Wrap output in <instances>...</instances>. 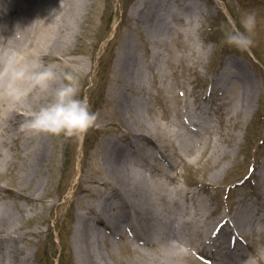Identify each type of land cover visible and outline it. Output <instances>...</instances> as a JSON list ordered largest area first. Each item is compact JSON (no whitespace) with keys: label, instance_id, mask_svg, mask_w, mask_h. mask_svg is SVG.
I'll return each mask as SVG.
<instances>
[{"label":"rangeland","instance_id":"1","mask_svg":"<svg viewBox=\"0 0 264 264\" xmlns=\"http://www.w3.org/2000/svg\"><path fill=\"white\" fill-rule=\"evenodd\" d=\"M137 1L88 0L78 33L69 45L76 54L65 51L70 67L60 62L55 66L61 75L72 71L79 76V95L97 113L94 124L99 129L88 135L89 127L74 136L44 132L47 148L39 165L42 184L34 190L32 180L23 189L35 199L17 200L8 191L0 193V204L6 202L16 214L14 224L28 231L20 243L30 254V264H40V256L43 264H87L76 245L82 214L90 218L107 264H149L144 253L155 247L145 244L142 232L119 235L110 230L112 218L128 212L104 183L110 178L105 160L110 141L137 154L140 168L152 171L157 178L163 177L159 173L163 169L176 171L180 182L195 196L208 199L213 216H229L243 206L254 212V218L264 219V0H195L204 9L200 20L190 19L185 29L173 15L165 13V20L174 29L164 34L149 30L143 23V15L134 8ZM107 3L108 16H104ZM181 10L188 15L187 10ZM247 12L256 14L257 23L252 45L241 50L230 46L225 36L229 31L245 30L241 17ZM128 49L141 63L135 76L123 67V53ZM225 64L232 71L229 74L245 73L257 83L253 105L244 112H235L234 96L247 83L240 77H219ZM174 90L183 94L178 96ZM53 93L26 110L39 108ZM191 113L192 130L212 141L200 159H194L198 150L195 135L191 134L194 144L187 149L173 133V129L184 130L179 120ZM139 118L158 120L159 126L150 129ZM11 146V164L0 172V183L20 189L13 170L21 172L30 154L25 153L21 141ZM222 152H227L221 154L226 156L224 160ZM215 161L222 162L224 169L215 167ZM137 226L143 231L142 223L137 221ZM260 228L248 226L238 236L252 264H264V227ZM230 237L221 239L228 245ZM39 243L46 246L45 253L41 246V255ZM223 247V243L219 247L205 243L180 263L219 264L217 257L221 250H227Z\"/></svg>","mask_w":264,"mask_h":264},{"label":"bare ground","instance_id":"2","mask_svg":"<svg viewBox=\"0 0 264 264\" xmlns=\"http://www.w3.org/2000/svg\"><path fill=\"white\" fill-rule=\"evenodd\" d=\"M181 1L184 0H138L134 8L139 16L143 15V23L149 27V30L164 34L174 29L170 22L165 20L167 17L165 13L173 15L179 23L185 25V29L190 19L198 22L204 15V9L195 0ZM87 4L88 0H0V51L12 49L23 60L39 56L45 63H54L57 66L60 62L69 64L66 66L70 67L71 61L67 60L65 51L76 54V49H70L69 45L78 33L79 18L84 14V7ZM108 5L109 3L104 16H108ZM181 9L187 10L188 15L186 16L185 11ZM199 56L201 57L202 53H199ZM140 65L139 57L135 52L128 49L123 53V67L128 72L130 70L131 75H137ZM227 68L228 65L225 64L219 77L228 76L232 79L240 77L247 83L234 96L235 112H244L253 105L257 83L245 73L229 74L232 71ZM7 79L4 66L0 63V172L11 164L8 153L14 141H21L25 153L30 154V160L21 172L13 170L21 188L0 183V193L8 191L17 200L21 197L34 200L35 197L23 189L32 180H35L34 190L42 184L44 176L39 165L45 159L47 141L44 132L30 134L20 125L28 119L29 111L26 109L34 108L36 104L47 99L53 93L57 82L47 92L34 89L22 101H14L4 93ZM172 92L178 96L183 94L181 90ZM192 115L193 113L188 115L190 119L184 115L179 120L184 130L173 129V133L180 139L182 148L187 149L192 148L194 144L191 134L195 135L198 150L195 152L194 159H200L210 148L212 141L208 136H202L199 130H192L190 127V125L193 126ZM139 119L147 123L150 129L159 126L158 120L147 122L144 118ZM97 129L99 128L93 123L88 130L89 133L86 132V134H93ZM32 143L34 148H31ZM106 148L105 160L110 171V178L104 183L111 187V192L113 191L120 198L128 210L121 214L117 213L112 218L113 229L110 230L119 235H124L128 231L135 232V235L142 232L145 244L155 247L147 248L149 251L144 253L148 256L149 264H182L180 263L182 258L195 255L203 244L217 245V236L220 238L231 235L235 239L243 231H247L248 226L252 228L253 225H258L260 229L264 227V219L254 218V212L243 206L237 207L229 216L219 214L213 216L211 212L209 213L211 205L208 199L199 195L195 196L180 182L176 171L163 169L159 172L163 177L157 178L152 171L140 168L139 156L126 151L125 146L122 147L110 141L106 144ZM32 150L34 153L31 155ZM226 153L222 152L220 155ZM225 157L221 155L222 160ZM214 164L215 167L224 169L222 162L215 161ZM217 177V175L213 176V178ZM261 180L264 183V171L261 173ZM167 181H172L175 185L171 186ZM161 200H164L162 204L159 202ZM21 209L22 207L19 211ZM69 213L71 215L74 213L73 207H70ZM15 216L16 214L6 202L0 204L1 263L30 264V254L20 243L28 231L18 229L14 224ZM79 220L76 245L78 251H81V259L86 260L87 264H107L98 245L99 237L95 235L90 224V218L82 214ZM136 220L142 223L143 231L138 228ZM41 246L44 247L43 252ZM38 251L40 255L41 252L45 253L46 246L40 244ZM46 255L49 258L48 252ZM222 260L225 264H252L248 253L243 252L240 247L237 250L229 246L222 255Z\"/></svg>","mask_w":264,"mask_h":264},{"label":"clouds","instance_id":"3","mask_svg":"<svg viewBox=\"0 0 264 264\" xmlns=\"http://www.w3.org/2000/svg\"><path fill=\"white\" fill-rule=\"evenodd\" d=\"M241 23L245 30L229 31L225 40L230 46L245 50L253 43L256 14L245 13ZM0 63L8 77L4 93L14 101H22L34 89L47 92L60 81L51 100L27 113L28 119L20 125L22 129L32 134L74 136L84 133L96 120L97 113L91 110L89 101L79 95L80 78L74 72L64 71L61 75L54 63H45L39 56L23 60L12 49L0 51Z\"/></svg>","mask_w":264,"mask_h":264},{"label":"trees","instance_id":"4","mask_svg":"<svg viewBox=\"0 0 264 264\" xmlns=\"http://www.w3.org/2000/svg\"><path fill=\"white\" fill-rule=\"evenodd\" d=\"M47 261H48V259H47Z\"/></svg>","mask_w":264,"mask_h":264}]
</instances>
